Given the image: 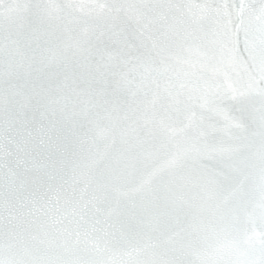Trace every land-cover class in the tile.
Listing matches in <instances>:
<instances>
[{"label": "snow or ice", "instance_id": "6c2138e0", "mask_svg": "<svg viewBox=\"0 0 264 264\" xmlns=\"http://www.w3.org/2000/svg\"><path fill=\"white\" fill-rule=\"evenodd\" d=\"M0 264H264V0H0Z\"/></svg>", "mask_w": 264, "mask_h": 264}]
</instances>
